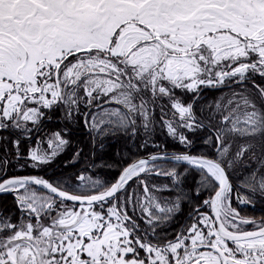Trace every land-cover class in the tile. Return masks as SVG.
Segmentation results:
<instances>
[{
	"label": "snow or ice",
	"instance_id": "1",
	"mask_svg": "<svg viewBox=\"0 0 264 264\" xmlns=\"http://www.w3.org/2000/svg\"><path fill=\"white\" fill-rule=\"evenodd\" d=\"M257 195L264 0H0V264H264Z\"/></svg>",
	"mask_w": 264,
	"mask_h": 264
},
{
	"label": "trees",
	"instance_id": "2",
	"mask_svg": "<svg viewBox=\"0 0 264 264\" xmlns=\"http://www.w3.org/2000/svg\"><path fill=\"white\" fill-rule=\"evenodd\" d=\"M214 95H216V93H214V92H208L207 93L208 97H211ZM78 138H80V139L83 138L82 132L77 131L74 133L73 140L75 141ZM169 147L170 148L172 147L171 143L169 144ZM123 150H124V142L122 140L116 139V138H107L105 141L104 149L103 150L98 149L97 155H96V160H97V162H99L100 160H113V159H115L116 153L118 151H123ZM71 151H72V149L69 148L68 149V156L71 155ZM63 157L65 158V156H63ZM169 165H171V164H169ZM97 172L101 175L104 174L107 177L115 175V173L109 172V171L104 170V169H98ZM163 182H168V181H163ZM4 201L8 206L11 205L10 201L8 199H5Z\"/></svg>",
	"mask_w": 264,
	"mask_h": 264
},
{
	"label": "rangeland",
	"instance_id": "3",
	"mask_svg": "<svg viewBox=\"0 0 264 264\" xmlns=\"http://www.w3.org/2000/svg\"><path fill=\"white\" fill-rule=\"evenodd\" d=\"M48 127L49 128H57V127H59V125L58 124H50V125H48ZM64 156H65V158L68 157V151L64 154ZM63 159H64V157H61L57 161V163L55 165H53V168L51 170L52 173H55V174H58L59 173V164H60V162ZM171 166L172 165H168V167H171ZM33 174L43 175V173H33ZM99 176L101 178L107 177L104 174H102V175L99 174ZM45 178H48V177H45ZM8 198L11 199L10 196ZM256 199H257V203H258L256 208H250L248 206H239L238 210H240L242 216L254 217L256 219H259L261 217H264V200H261L258 195H257ZM10 204H11V201H10ZM9 206H11V205H9ZM233 207H237V205L235 204V202L233 203Z\"/></svg>",
	"mask_w": 264,
	"mask_h": 264
},
{
	"label": "flooded vegetation",
	"instance_id": "4",
	"mask_svg": "<svg viewBox=\"0 0 264 264\" xmlns=\"http://www.w3.org/2000/svg\"><path fill=\"white\" fill-rule=\"evenodd\" d=\"M9 197V196H8ZM8 197H4L3 199L5 200V199H8L9 201H11V199L10 198H8ZM5 202V201H4ZM257 204L258 203H256V205H255V207H250V208H256L257 207ZM249 207V206H248Z\"/></svg>",
	"mask_w": 264,
	"mask_h": 264
},
{
	"label": "water",
	"instance_id": "5",
	"mask_svg": "<svg viewBox=\"0 0 264 264\" xmlns=\"http://www.w3.org/2000/svg\"><path fill=\"white\" fill-rule=\"evenodd\" d=\"M175 163V162H174Z\"/></svg>",
	"mask_w": 264,
	"mask_h": 264
}]
</instances>
